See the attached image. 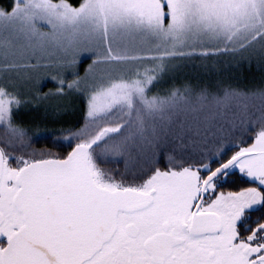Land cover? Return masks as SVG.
I'll return each mask as SVG.
<instances>
[{"label":"snow or ice","instance_id":"obj_1","mask_svg":"<svg viewBox=\"0 0 264 264\" xmlns=\"http://www.w3.org/2000/svg\"><path fill=\"white\" fill-rule=\"evenodd\" d=\"M221 60L264 67V0L0 6V264H264V82ZM41 105L82 122L37 148Z\"/></svg>","mask_w":264,"mask_h":264},{"label":"trees","instance_id":"obj_2","mask_svg":"<svg viewBox=\"0 0 264 264\" xmlns=\"http://www.w3.org/2000/svg\"><path fill=\"white\" fill-rule=\"evenodd\" d=\"M11 0H0V6H5L9 4ZM82 70V69H81ZM246 75V74H245ZM253 79H249L255 84H246L243 83L245 81H242L241 79L244 77L243 75H238L235 77L225 78L221 77V79L224 80L226 84H239L241 87H254L261 82H264V67H256L255 72L249 73ZM260 75V76H259ZM240 81H238V79ZM250 82V83H252ZM249 83V82H248ZM47 91V89H45ZM54 112V111H52ZM48 112L47 115L43 111L37 112L36 110H26V117L24 119V114H20L19 120L28 128L29 134L32 136H39V137H48L47 140H41L40 143L36 144L35 147L37 148H44V147H51L53 140H55L56 135L59 133V130L61 128H67L73 125H77V121L79 120L82 122V111H76V114L73 115L71 113H67L65 115H70V119L66 120L65 116L63 118H60L59 115H56L55 113ZM29 119H32L30 121ZM54 151H61L66 152L67 149L59 150V149H53ZM120 167H123V163L120 164Z\"/></svg>","mask_w":264,"mask_h":264},{"label":"rangeland","instance_id":"obj_3","mask_svg":"<svg viewBox=\"0 0 264 264\" xmlns=\"http://www.w3.org/2000/svg\"><path fill=\"white\" fill-rule=\"evenodd\" d=\"M223 65H224V61L221 60V73H220V78L221 77H225V78L235 77L236 78L238 75H243L244 77L241 79L242 81H245V80L248 79L247 81H245L243 83H246V84H255V82L253 83L252 81L249 80V79H253V77H251L249 75V73L255 72L256 67H258L257 64L255 63V61L252 62L251 66H249V64L247 62H241L238 66L232 65L231 62H229V66L228 67H224ZM211 79L213 81L216 79V74L215 73H213ZM237 79H238V81H240L239 78H237ZM182 82H183V80H181V79H177V81H176L177 84H180ZM192 82H193V84H195L196 83L195 79H193ZM250 82H252V83H250ZM168 83L170 85L172 83L171 80H169ZM48 86L51 87V84L49 83ZM45 89H47V88H45ZM52 103L55 104L56 102L53 101ZM32 109L33 110H36L37 112H41V113L43 111L45 112L44 106L41 105L39 108H33L32 106H29L28 109L21 110V113L25 115L26 110H32ZM79 110L80 109H77L76 111H79ZM52 111H53V109L52 108H49L48 112L51 113ZM52 113H55V112H52ZM67 113H70V112H67ZM67 113H62V114L59 115V117L60 118H63L65 116L66 120H68V119H70V115L69 114L68 115H65ZM23 117L25 119L26 115L23 116ZM29 120L32 121V119H29Z\"/></svg>","mask_w":264,"mask_h":264}]
</instances>
